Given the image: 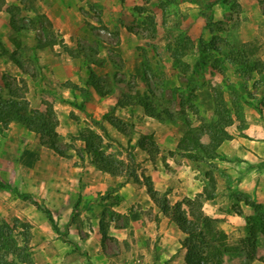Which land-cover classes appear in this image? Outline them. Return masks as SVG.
<instances>
[{"label": "rangeland", "instance_id": "rangeland-1", "mask_svg": "<svg viewBox=\"0 0 264 264\" xmlns=\"http://www.w3.org/2000/svg\"><path fill=\"white\" fill-rule=\"evenodd\" d=\"M40 1L20 0V4H6L5 0H0V3H5L3 10L7 15L6 25L9 27L5 34H0V51L6 49L0 52V86L4 87L6 82L9 89L20 88V92L27 87L25 94L31 106L43 109L44 102L54 103L55 98H61L62 92L66 90L62 87L65 81L50 78L55 74L52 65L62 60L63 53H69L77 58L73 70L81 82L92 73L95 78L99 77L103 81V89L109 94L118 97L134 95L132 104L123 108L114 106L106 111L108 116L120 118L126 123L127 133L103 118L97 120L87 113L88 123L103 136L106 153L126 161L129 165V168H124V176L135 170L144 182L143 176H148L150 167L161 160L164 162L169 154L165 148L164 151L160 149L161 153H149L141 149L138 146L141 134H152L156 141V130L161 132L162 137L167 138L166 127H177L181 133L178 142H186V133L190 134L187 139L191 142L192 137L201 136L203 131L212 130L216 134L217 128L225 129L231 136V130L235 133L241 131L246 125L247 117L256 113L264 118V69L256 46L259 42L264 43V32L248 43L241 40L238 27L243 18L237 7V0H230L234 11L219 21L213 20V0H134V12L126 24L134 36L129 35L124 43L121 42L117 30L121 18L113 17L114 24H110L108 19L103 18V9L88 2L83 6L87 30L83 38L78 37L71 48L63 43L53 29ZM186 1L197 2L198 5H191ZM157 24L164 29L162 36L157 32ZM14 50L15 55H12ZM104 51L107 57L101 58L103 62L97 65L96 60L99 62L100 58L95 57ZM141 95L148 97V103L157 111L169 112L171 119L164 114V119L160 122L157 118H146L149 115L138 102ZM129 98L124 97L125 100ZM96 121L106 122L107 134L99 128ZM147 121L151 123L147 124ZM144 124L154 131H146L141 127ZM84 127L76 133L60 134L58 145L68 154H77L69 144H73L75 148H82L84 144L81 140H71L70 135H78ZM4 128L7 127L2 126L0 130ZM2 135L3 141L8 142L7 134ZM37 137L36 134L34 139ZM210 137L204 139L208 141ZM128 139H131V148H128ZM30 141L32 140L29 139ZM36 141L40 143L39 137ZM189 141L184 144L182 142V147L188 145ZM23 143L24 140L21 143L11 141L15 150L23 146ZM43 146L49 153L56 152L48 145ZM195 152V149L181 148L176 154L181 161L183 157ZM225 160L222 155L213 158L201 157L197 161V167L208 178L207 173L214 176L219 168L218 162ZM204 187H210L208 181ZM17 198L20 197L14 188H0V225L9 224V229L0 230L20 246L23 245L26 233L22 224L30 222L15 214L20 209L15 201ZM27 202L33 209L38 208L30 201ZM39 202L46 207L43 201ZM233 208L243 212L238 202H233ZM40 211L45 214L43 210ZM114 216L117 218V225L121 221L124 223L121 215H115L108 208H105L101 223L106 226L109 224L106 220ZM17 218L20 219L19 222H16ZM247 218H251L247 236L232 235L230 243L227 235L226 242L233 249L224 256L223 264H251L252 259L249 256L255 255L257 247V233L252 234V230L262 228L259 231H264L263 210H255ZM82 219L85 220V217L79 216V213L73 212L71 215V221L76 225ZM56 220L60 222V217ZM66 233L64 230V235H60V238H65ZM106 238L111 239L105 240ZM158 240L157 234L154 243H143L141 238L133 237L130 233L122 242H115L113 237L105 236L103 243L107 250L124 252L116 257V264H153ZM43 244L35 241L32 234L29 251L33 264H50L42 250ZM46 244L53 245L50 248L64 250L69 243H61L59 246L52 242ZM80 248L73 246V251L77 254L69 255V259L89 263L90 257ZM184 264H187L186 255Z\"/></svg>", "mask_w": 264, "mask_h": 264}, {"label": "crops", "instance_id": "crops-1", "mask_svg": "<svg viewBox=\"0 0 264 264\" xmlns=\"http://www.w3.org/2000/svg\"><path fill=\"white\" fill-rule=\"evenodd\" d=\"M5 1L6 4H20V0ZM88 2L103 9V18L108 19L110 24H114L113 17L121 18L117 24V30L122 43L129 35L134 36V33L130 32L126 26L134 12V0H50L49 2L41 0L40 4L51 21L53 29L66 46L71 48L78 37L83 38L87 30L83 6H86ZM186 2L198 5L197 2ZM237 2L243 18L238 27L239 37L243 42L248 43L264 32V2L262 3L261 0H237ZM211 8L214 21L223 20L234 11L230 0H213ZM3 9L4 6L0 9V34H5L9 30L5 21L7 15ZM157 32L160 36L164 34L162 33L164 29L159 24H157ZM2 41L6 42L5 39ZM6 46L10 45L6 43ZM256 46L264 64V43L259 42ZM100 49L103 48L100 47ZM105 57H107L105 51L98 53L95 58H100V61L96 60V64L103 62L101 58ZM76 62V57L63 53L62 60L52 65L55 74L50 80L70 79L84 86L83 80L81 82L73 70ZM97 73L102 74L99 71ZM61 96V98L57 96L53 103L59 118L60 134L76 133L83 126L95 128L88 123L87 113L101 120L107 109L116 106L118 99L115 94L100 95L95 87L89 86V98L83 111L69 102L81 101L82 96L78 90L66 88ZM73 114L78 118H73ZM146 118L155 120L156 117L147 116ZM247 119L241 131L235 133L231 130V138L223 140L217 147V153L226 160L218 162L219 168L214 173L216 180L214 197L202 199L205 214L219 219V224L227 233L230 243L232 235L247 236L250 231L248 225L251 223L249 222L251 218L247 217L255 213L251 202L260 205L264 210V118L256 113ZM158 120L160 122L161 119ZM148 123L151 121H147ZM103 124L106 126L105 121ZM141 127L146 131H154L146 124ZM166 128L168 129L167 138L162 137L159 130H156L154 135L157 137L156 143L161 151L165 148L169 153L176 150L181 133L178 132L177 127ZM2 134H7L9 143L3 141ZM35 136V132L16 121L0 130V180L9 184L11 188L29 193L36 200L43 201L52 211L60 231H67L65 239L74 244L60 238L62 234L53 228L46 213V215L41 213L40 209L35 207L33 209L27 200L21 198L15 200L20 208L15 214L29 220L32 225L33 239L44 243L42 250L45 257L50 260V264H116V257L123 255L124 252L107 250L103 243L101 217L105 208L115 215H121V218L125 220L119 225L116 224L115 216L106 220L109 222L105 227L106 236L113 237V241L122 242L132 233L133 237L141 238L143 243L147 241L154 243L158 234L159 240L157 252H154L153 264L185 263L186 249L181 244L185 233L171 216L161 211L148 193L145 184L131 177L114 175L98 168L92 163V156L87 153L83 154V158L76 153H69V156L56 152L49 153L36 141L38 137L34 139ZM204 137L209 135H203L201 138L203 143H209L210 139L207 141ZM29 139L32 141L29 142ZM22 140H24L23 146L15 150L11 141L21 143ZM83 144L85 145L84 142ZM179 159L177 154L174 156L167 154L164 162L162 160L160 163L156 162L148 171L154 188L161 193L167 192L171 204L195 197L203 192L208 181L198 169L197 161L189 157H183L181 161ZM109 190H112L109 198L97 200L99 195ZM118 197H120L119 201L116 202ZM233 202H238L243 212L234 210ZM184 207H186L185 204ZM36 210L39 211L36 212ZM73 212L79 213V216L85 217V220H80L78 225L74 224L71 221ZM57 217H60V222H57ZM256 233L257 247L254 258L250 262L264 264L262 259L264 233L261 231ZM51 242L57 246L61 243L69 244L66 249L60 250L50 248L53 245L46 244ZM73 246L85 250L90 257V262L69 259V255L77 254L73 251Z\"/></svg>", "mask_w": 264, "mask_h": 264}, {"label": "trees", "instance_id": "trees-1", "mask_svg": "<svg viewBox=\"0 0 264 264\" xmlns=\"http://www.w3.org/2000/svg\"><path fill=\"white\" fill-rule=\"evenodd\" d=\"M4 5V2L0 3V9ZM237 7L239 8V3H237ZM188 40L190 39L188 38ZM4 50L6 49H2L0 52L2 53ZM15 52L16 50L12 52V55H15ZM262 67V69H264V64ZM83 82L85 85L81 86L78 83L68 80L62 83V87L71 88L72 90H78L80 92L82 96L81 101L72 100L69 102L73 106L85 111V103L89 98V86L95 87L100 95H105L108 91L103 89V81L99 77L95 78L92 73H90V77L83 80ZM3 86L4 87L0 86V124L7 127L13 121L20 122L38 135L41 144L52 147V149L60 155L69 156L68 153L58 145V139L60 137V133L58 132L59 118L57 117L53 103L46 101L44 102L45 107L43 109L34 108L31 106L30 101L25 94L27 92V87L24 88L23 92H20V88L16 89V87H13L14 89H9V84L6 82ZM124 97L130 98L125 100ZM133 97L134 95L131 94H125L122 97H118L116 106L125 107L132 104ZM138 102L145 110V113L149 116L161 120L164 119V115H167L168 119H171L172 117L169 112L157 111L155 107L148 103V97L141 95L139 96ZM73 118H76L74 117V114ZM102 118L123 133H127L126 123L122 119L108 116L107 112L103 114ZM96 123L99 128L107 134V128L103 122L96 121ZM219 133H221V136ZM203 135L211 136L209 143H203L201 141ZM185 136L189 138L190 134L186 133ZM70 138L71 140H82L85 143L82 148H75L73 144H69V147L75 149L81 158H83L84 153H87L92 156V163L98 168L106 170L114 175H125V169L129 168V165L126 161L116 159L112 154L106 153L103 136L94 128L85 126L78 135H70ZM187 138L186 142L189 141ZM229 138H231V136L223 128H217L216 134H214L212 130L203 131L201 132V136H198L197 138L192 137L193 140H191V142L189 141L190 143H188V145L182 147V142L183 144L186 142H178L176 151L181 148L197 150L198 153L195 152V154L188 155L190 159L195 161H198L201 157L213 158L220 156L216 149L223 140ZM130 142L131 139H128V148L132 147ZM138 146L149 153L155 151L160 152V148L152 134H141ZM176 151H169V154L174 156ZM127 176L133 178L139 183H144L147 186L148 193L160 207L161 211L166 215L172 216L181 230L185 233V237L182 239L181 244L187 249V264H223L224 256L233 248L229 247L226 242L227 233L219 226V219L208 216L203 210L202 199H211L215 195L216 180L211 173H207V180L210 184L209 188L204 187L203 192L197 194L195 197L177 201L174 204H171L167 192L161 193L154 188L150 176H143L144 182H142V179H140L135 170L129 171ZM9 186L10 185L0 180V188ZM15 190L16 194L21 199L28 200L39 209L43 210L48 215L53 228L58 233L64 235L63 232L60 231L52 211L49 208L41 204L31 194L21 192L17 189ZM111 191L112 190H109L106 193L99 195L97 200L109 198ZM119 198L120 197H118L116 202L119 201ZM184 204L186 207H184ZM251 204L254 206L255 210H263L262 207L256 203L251 202ZM102 215L105 216V211H103ZM15 220L16 222L20 221L19 218ZM22 226L26 233L23 245L20 246H18L16 241L12 238L7 235L5 236L3 231L1 232L0 230V264H33L29 251L30 240L32 237V225L26 222L23 223ZM105 227L106 226L101 223L103 238L107 233ZM0 228L9 229V224L3 223L0 225ZM259 230H252V234L256 235V231ZM262 232L264 233V231ZM63 240L74 244L68 239L63 238ZM249 258L253 259L254 256H249ZM262 259L264 261V257Z\"/></svg>", "mask_w": 264, "mask_h": 264}]
</instances>
